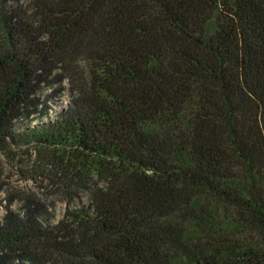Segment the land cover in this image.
Listing matches in <instances>:
<instances>
[{
  "label": "trees",
  "instance_id": "16d2710c",
  "mask_svg": "<svg viewBox=\"0 0 264 264\" xmlns=\"http://www.w3.org/2000/svg\"><path fill=\"white\" fill-rule=\"evenodd\" d=\"M0 157V264H264V0H0Z\"/></svg>",
  "mask_w": 264,
  "mask_h": 264
},
{
  "label": "rangeland",
  "instance_id": "374dc122",
  "mask_svg": "<svg viewBox=\"0 0 264 264\" xmlns=\"http://www.w3.org/2000/svg\"><path fill=\"white\" fill-rule=\"evenodd\" d=\"M0 160H1V157H0ZM5 172H8V178L14 185L26 187L28 189L34 190V192L37 195H40L41 197L48 196L50 199H52L56 207V212H55L56 218L61 215V211L64 207V202L62 198H60L59 196L53 197L55 190L53 189V187L49 186L48 181L44 179H40V178L24 179L18 176L17 174H15L14 171L8 170V169L5 170ZM12 207L16 209L18 207V204L16 202L13 203ZM1 211H3V208H1Z\"/></svg>",
  "mask_w": 264,
  "mask_h": 264
}]
</instances>
